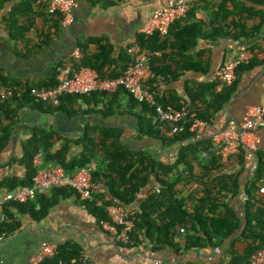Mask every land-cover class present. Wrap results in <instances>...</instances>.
Instances as JSON below:
<instances>
[{"label": "trees", "instance_id": "trees-1", "mask_svg": "<svg viewBox=\"0 0 264 264\" xmlns=\"http://www.w3.org/2000/svg\"><path fill=\"white\" fill-rule=\"evenodd\" d=\"M1 1L0 10L7 4L13 5L2 20L7 34L14 41L30 46L35 44L36 52L44 50L53 34L62 27V15L49 13L51 0ZM118 1L122 0H90V3L93 6H103L104 3L114 6ZM188 3L190 11L187 16L172 25L167 37L156 33L152 36L140 34L137 38L139 45L150 54L149 64L154 74L145 86L165 107L187 105L190 116L185 131L175 134L170 123L156 121L155 108L139 103L123 90L118 92L131 97V109L142 110L139 115L141 136L160 140L168 147L179 146L175 163L167 165L149 151L130 149L123 142L121 129L88 124L83 135L78 139H63L65 143L58 148L62 137L57 131L42 126L24 142L22 158L15 160L26 169L25 177L2 180L4 166L0 165V190L13 191L21 186H32L39 172L34 160L41 152L46 163L62 166L70 176L102 157L105 171H95L93 180L109 188L110 198L99 192L94 195L93 202L84 203L102 228L110 220L109 206L117 204L129 208L136 203L139 193L156 189L139 203L131 243L123 246L130 249L146 246L152 252L172 248L179 256L191 251L199 254L225 248L226 256L219 264H251L253 256L264 250V195L261 193L264 188V152L257 150L254 154L258 159L257 166L246 183L249 162L253 157L246 146L242 145L238 154L225 161L214 138H202L190 128L195 119L212 125L216 115L223 112L233 97L243 90L248 77L264 68V36L250 48L252 58L242 61L237 67V79L231 86L216 78L212 83L188 87L190 101H186L174 97L166 99L159 91V83L161 80L165 83L178 81L191 71L210 72L211 60L203 61L206 53L195 54L202 39H232L248 43L264 35V0H223L217 4L189 0ZM201 11L208 14L207 22L198 19ZM39 20L44 21L42 29L37 25ZM91 45L97 47L93 54L89 51ZM81 53V58L73 59L71 64L77 69L95 70L102 79L114 80L123 76L132 63L128 50L114 56V47L107 40L82 43ZM66 65L67 62L60 63L46 81L38 84L13 82L0 75V91L2 87L16 91L54 89L60 84L59 75ZM108 96V93L66 96L59 103L46 104L37 103L27 94L24 99L1 102L0 151L10 146L14 124L24 107L34 106L40 111L46 109L51 114L76 115L80 113L75 107L84 101L89 105L95 102L96 107L104 106L99 111L95 107L91 113L105 118L120 114L114 100L105 102L104 98ZM73 146L82 148L79 155L72 156ZM70 189L75 192L71 187L53 191L55 195H66ZM55 197L39 196L37 202L7 205L4 208L6 220L0 222V238L12 236L21 228L13 209L29 213L41 221L57 204ZM239 203L243 205L241 211L237 208ZM41 264L90 263L85 262L79 246L67 243L58 246L56 257Z\"/></svg>", "mask_w": 264, "mask_h": 264}, {"label": "crops", "instance_id": "crops-1", "mask_svg": "<svg viewBox=\"0 0 264 264\" xmlns=\"http://www.w3.org/2000/svg\"><path fill=\"white\" fill-rule=\"evenodd\" d=\"M195 1L217 4L223 0ZM77 2L78 7L74 11L75 22L68 26L62 25L60 31L53 34L50 44L41 52H36L35 44L30 46L14 41L7 34L2 20L13 5L7 4L3 10H0V75L7 76L11 81L18 83H42L50 77L52 71L60 63L71 64L73 59L79 60L82 56L81 44L88 41L107 40L114 47V56L117 57L127 50L134 39L138 38L141 29L155 11L166 7L169 0H122L114 6L105 3L103 6H93L90 0H77ZM0 4H3V1ZM198 19L207 22L208 14L201 11L198 13ZM37 25L39 29H42L44 21L39 20ZM263 36L248 43L232 39L200 40L195 54L206 53L203 61L211 60L210 72H187L178 81L172 83H165L161 80L160 93L166 99L174 97L190 101L188 87L212 83L217 78V72L228 61H245L252 58L250 48L260 42ZM96 50V45L90 46L91 54ZM259 73L260 71L248 77L243 90L252 84ZM104 100L106 103L114 100L115 108L120 111V114L105 118L101 114L91 113L96 103L89 105L84 101L75 107V110L80 113L76 115L63 112L51 114L46 109L40 111L34 106L24 107L19 113L17 123L14 124L10 146L0 151V165L4 166L1 170L2 180L11 177H25L26 169L15 160L22 158L24 142L31 138L36 128L42 126L57 131L62 137L58 148L65 143L63 139H78L84 134L88 124L121 129L123 130V142L130 149L139 152L149 151L157 160L167 165L176 162L179 146L168 147L160 140L141 136L142 121L139 115L142 114V110L140 108L131 109V97L127 93L109 94ZM197 104L201 105L200 102ZM262 104H264V77L252 87L245 97L231 106V114L239 124H242L247 110ZM96 108L99 111L104 106L100 105ZM228 126L229 114L225 109L216 115L213 124L207 125L200 135L202 138H214ZM253 134L254 138L259 140L258 150L264 152V126L258 128ZM81 151V147L73 146L72 156L79 155ZM255 158L253 155L249 162L250 170L247 179L251 171L253 174L252 165ZM96 163L97 170L104 172L102 157H99ZM44 164H47L45 160ZM71 178L72 176L68 175L69 181ZM96 186V193L103 192L110 198L109 188L106 185L96 183ZM154 190L156 189L152 188L141 193L146 199ZM7 191L9 190H0V194ZM47 196L50 198L56 196L58 201L48 216L41 221H37L29 213L12 210L21 222V228L12 236L2 237L0 264H33L43 243L57 246L72 243L79 246L85 260L90 264H219L226 256L225 248L208 252L201 251L199 254L191 251L182 256H179L172 248L159 252H152L146 246L130 249L117 243L100 226L98 220L90 214L84 203L71 189L66 195H55L52 191ZM243 196L244 193L242 198ZM139 203L140 200L137 198L136 203L127 208L128 211H135ZM237 208L240 211L243 210L242 203H239Z\"/></svg>", "mask_w": 264, "mask_h": 264}, {"label": "built area", "instance_id": "built-area-1", "mask_svg": "<svg viewBox=\"0 0 264 264\" xmlns=\"http://www.w3.org/2000/svg\"><path fill=\"white\" fill-rule=\"evenodd\" d=\"M78 7L77 0H51L49 13L61 14L63 26L75 22L74 11ZM190 11L188 0H169L166 7L155 11L145 23L140 34L152 36L156 33L162 37L170 34V29L177 21L185 18ZM132 56V63L125 74L117 79H102L97 71L82 68L77 69L73 64H67L59 75L60 84L54 89L40 91H16L12 88H4L0 91V103L24 99L28 94L37 103H59L66 96H86L93 93H118L120 90L133 96L139 103L147 104L156 110L157 122H168L173 127V132L179 134L185 131L189 121L190 111L185 103L183 107H165L159 104L155 95L145 86L146 82L154 77L149 64L150 54L138 43L137 38L127 48ZM242 61H228L217 72V78L227 86L235 83L236 69ZM195 117V114H193ZM207 123L195 119L190 130L198 135L207 127ZM264 126V104L253 106L247 110L245 120L240 127L232 122L230 127L214 136V142L221 147L220 154L225 161L240 152L242 145L246 146L254 155L258 150L259 140L254 138V132ZM34 165L38 174L34 178L32 186H21L13 191L0 194V222L6 220L4 208L11 204H28L37 201L39 196H46L55 189L71 187L78 195L82 203L93 202L96 194V183L93 174L98 169L96 162L79 169L68 180L65 169L56 163L44 164V154L39 153ZM256 166L254 167L255 170ZM264 195V188L261 190ZM137 198L142 202L145 196L139 193ZM102 205V203H100ZM38 205V209H40ZM137 209L129 212L121 205L108 207L110 220L103 225V229L109 233L120 245H129L136 222L134 216ZM3 238H0L2 243ZM58 255V246L51 243H43L33 264H41L46 259ZM85 262H87L85 260ZM251 264H264V250L253 256Z\"/></svg>", "mask_w": 264, "mask_h": 264}, {"label": "water", "instance_id": "water-1", "mask_svg": "<svg viewBox=\"0 0 264 264\" xmlns=\"http://www.w3.org/2000/svg\"><path fill=\"white\" fill-rule=\"evenodd\" d=\"M264 77V68L260 71V73L258 74V76L256 77V79L252 82L251 85H249L246 89H244L243 91H241L240 93H238L236 96L233 97V99L228 103V105L226 106V111L229 114V126L231 125L232 122H235L238 127H240V124L233 118L232 114H231V106L234 105L236 102L240 101L243 97H245L249 91L252 89V87L262 78ZM229 126L226 128L228 129ZM225 129V130H226ZM13 142H14V137H13ZM257 157L254 160V163L252 165V169L255 167V165L257 166ZM252 175V171L249 173L247 182L249 181V179L251 178Z\"/></svg>", "mask_w": 264, "mask_h": 264}]
</instances>
